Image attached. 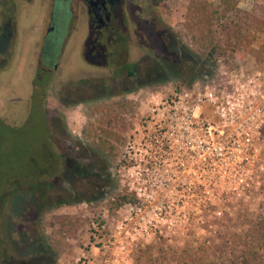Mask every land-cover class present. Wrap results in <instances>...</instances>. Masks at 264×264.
I'll list each match as a JSON object with an SVG mask.
<instances>
[{
    "label": "rangeland",
    "instance_id": "obj_1",
    "mask_svg": "<svg viewBox=\"0 0 264 264\" xmlns=\"http://www.w3.org/2000/svg\"><path fill=\"white\" fill-rule=\"evenodd\" d=\"M210 1L219 3V0ZM155 3L154 0H146L147 72L138 74V80L134 82L110 80L89 88L90 83L80 79L83 76L90 78L93 74L73 69L67 80L56 83L48 95L47 133L44 112L34 111L28 122L24 119L27 112H23V109H19L18 113L22 114L17 116L12 113L13 97L6 94L8 86L0 80V92L6 94L7 99L6 103L0 100V116L8 128L18 127L17 131L0 128L2 140H9V149L3 146L2 160L10 163L12 170L20 166L17 164L19 158L17 162L12 161L18 150L26 149L29 155L38 156L44 138L47 153L56 154V139L62 141V132L67 129L64 145L74 149L72 153L76 155L73 157L82 154L84 163L92 165L103 159V166L112 178L111 184L102 185L99 191L96 187L93 189L90 181L76 179L71 184L73 191L72 186L65 183L63 192L59 193L61 186L57 181V185L52 190L49 188L50 192L48 190L53 207L42 211L28 204L29 198L25 194L28 188L14 191L6 197L0 209V227L6 240L8 256L21 258L29 264H136L139 257H143L141 251L147 246L155 248L152 253L162 247L196 246L207 236L221 232L224 234L227 230H246L248 224H243L240 219L264 214V186L247 200L228 196L225 194L226 189L218 193V190L211 188L210 200L205 203L201 201L203 193L199 188L145 189L140 184L139 170L124 168L127 143L139 129L149 105L167 97L176 87L201 86L206 81L216 79L221 68L205 61L209 46L202 43L201 37L206 30L201 27H194L193 30L195 23L190 10L192 0H161ZM254 4H257L256 1L242 0L240 7L252 10ZM28 35V27H25L23 39L26 40ZM173 43H176V50L171 48ZM255 47L259 49L260 43ZM178 48L182 50L178 51ZM17 55L6 70L17 72L14 76H7V79L10 83L15 82L14 87L20 88V83L29 82L28 73L22 72L24 69L20 71L22 73L18 72L28 63L29 57L26 58L19 47ZM162 60H167L169 65L163 64ZM241 62L247 63L246 68H256L251 56L244 57ZM157 65H160L163 73L164 68L169 71L164 81L156 80L159 75ZM192 67L202 73L191 83L185 84ZM61 69L60 76L69 73ZM75 85L83 88L80 92L83 103H78L76 99L79 93L71 91ZM59 97L72 100H68L64 106L56 100ZM75 100L77 105H71ZM14 112L17 113V110ZM113 116L119 120L122 129H116L111 138L116 148L111 156L108 155L111 153L108 145L105 151H99L97 144L107 137L109 127L106 121ZM57 117L61 123H58ZM77 124L79 126L75 127ZM34 165L35 168L40 166L38 162ZM59 165L60 169L66 166L63 161ZM22 167L27 166L23 164ZM69 192L74 194L70 195ZM120 193L131 195L136 202L116 207L114 202ZM57 195H61L60 200L55 198ZM59 201L73 203L57 206ZM220 211L221 215L218 214ZM61 216L74 219L73 224L68 223L65 230L58 223ZM230 219L233 221L231 225Z\"/></svg>",
    "mask_w": 264,
    "mask_h": 264
},
{
    "label": "built area",
    "instance_id": "obj_2",
    "mask_svg": "<svg viewBox=\"0 0 264 264\" xmlns=\"http://www.w3.org/2000/svg\"><path fill=\"white\" fill-rule=\"evenodd\" d=\"M218 66L216 79L149 105L124 155L141 187L199 188L208 203L211 188L247 200L264 186L263 71Z\"/></svg>",
    "mask_w": 264,
    "mask_h": 264
},
{
    "label": "flooded vegetation",
    "instance_id": "obj_3",
    "mask_svg": "<svg viewBox=\"0 0 264 264\" xmlns=\"http://www.w3.org/2000/svg\"><path fill=\"white\" fill-rule=\"evenodd\" d=\"M157 1L161 0H154V3ZM146 14V0H0V80L8 86L6 94L13 97L12 113L17 116L22 114L18 113L19 109H23L27 112L24 119L28 122L34 111L44 112L47 133L48 95L56 83L67 80L73 69L93 74L90 78L83 76L80 79L89 82V88L110 80L137 81V75L148 70L145 68ZM25 27L29 31L26 40L23 39ZM18 47L26 58L29 57L26 67L23 65L24 68L18 71L28 73L29 82L20 83V88L7 79L17 72L6 70L13 57L17 58ZM245 65L247 63L241 62L237 69L245 75L263 71L261 80L264 82V61H255V69ZM60 69L69 73L60 76ZM71 91L79 93L76 99L83 103L82 86L75 85ZM6 94L0 92L3 103L7 102ZM56 100L65 106L72 99L59 97ZM73 104L77 105V101ZM56 119L61 123L59 117ZM0 124L2 130L18 129L16 126L8 128L1 116ZM62 135V141L56 139V154L66 156L74 149L64 145L67 129Z\"/></svg>",
    "mask_w": 264,
    "mask_h": 264
},
{
    "label": "trees",
    "instance_id": "obj_4",
    "mask_svg": "<svg viewBox=\"0 0 264 264\" xmlns=\"http://www.w3.org/2000/svg\"><path fill=\"white\" fill-rule=\"evenodd\" d=\"M241 1L219 0L218 4H213L210 0H192V5H190L192 6L190 7L191 15L195 23L193 30L194 27H201L206 30L201 37L202 43L209 46L205 61L212 65H218L222 62L225 69L229 71L237 69L241 60L246 56H251L258 63L264 61V0H253L257 4H254L252 10L241 8ZM257 43H260L259 49L255 47ZM171 48L176 50V43H173ZM179 50L182 49L178 48ZM167 62L164 60L163 64L169 65ZM161 66L163 67V65ZM157 67L158 71L153 69L159 74L156 80L157 82L164 81L169 71H165L164 68L163 73L160 65ZM196 69L191 68L188 82H184L185 84L191 83L194 78L202 73ZM170 71L173 73L171 69ZM131 74L133 76V73ZM106 125L109 127L107 137L100 140L97 148L99 151H105V147L108 145L111 152L108 155L112 156V152L116 148L111 138L115 130L122 129V127L115 116L109 118ZM1 134L3 132L0 129V145L2 147L0 148V209L6 201V197L22 188H28L25 193L29 198L28 204H32L36 210L42 211L53 207L52 197L48 190L49 188L52 190V187L57 185V181L58 185L61 186L59 193L63 192L64 189L62 188L65 183L71 185L76 179L90 181L89 184L93 189L96 187L97 191L101 189L102 185L108 186L112 182L111 176L108 175V169L103 166V159L92 165L84 163L85 157L81 156L82 154L73 157L76 154L71 151H68L66 156L54 153L51 155L46 151L45 138L38 156L29 155L26 149L18 150L12 161L17 162V158H19L20 161L17 164L20 166L14 168L16 170L13 169V171L10 168V163L2 160L3 146L5 145L6 149H9V140H2ZM60 161L65 163L64 169H60ZM36 162L40 166L35 168L34 163ZM23 164H26L27 167L23 168ZM52 178L55 180L52 181ZM73 188L72 186V191ZM69 194L74 193L69 192ZM55 198L60 200L61 195H57ZM59 202L57 206L73 203L72 201ZM135 202L136 200L131 195L120 193L117 195L114 205L120 208ZM74 203L76 202L74 201ZM72 220H74L73 217L61 216L58 223L65 230L68 223L73 224ZM241 221L243 224H248L249 228L234 232L227 230L224 234L221 232L217 235L207 236L202 240L203 242L197 243L196 246L162 247L157 248L155 253H152L155 248L147 246L144 250H140L143 257L140 256L136 264H264V214H259L254 218L240 219ZM229 223L231 225L233 221L230 219ZM5 243L2 227H0V264H29L23 262L21 258L8 256Z\"/></svg>",
    "mask_w": 264,
    "mask_h": 264
},
{
    "label": "crops",
    "instance_id": "obj_5",
    "mask_svg": "<svg viewBox=\"0 0 264 264\" xmlns=\"http://www.w3.org/2000/svg\"><path fill=\"white\" fill-rule=\"evenodd\" d=\"M79 126V124H77L75 127Z\"/></svg>",
    "mask_w": 264,
    "mask_h": 264
}]
</instances>
